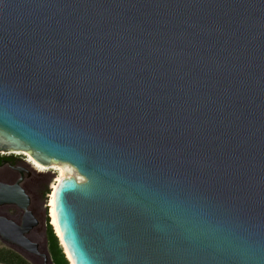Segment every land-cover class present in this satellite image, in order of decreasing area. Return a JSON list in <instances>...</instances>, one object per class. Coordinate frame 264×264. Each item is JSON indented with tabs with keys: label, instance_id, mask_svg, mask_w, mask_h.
I'll list each match as a JSON object with an SVG mask.
<instances>
[{
	"label": "water",
	"instance_id": "obj_1",
	"mask_svg": "<svg viewBox=\"0 0 264 264\" xmlns=\"http://www.w3.org/2000/svg\"><path fill=\"white\" fill-rule=\"evenodd\" d=\"M13 152L72 170L70 264H264V0H0ZM18 172L0 242L53 264Z\"/></svg>",
	"mask_w": 264,
	"mask_h": 264
},
{
	"label": "flooded vegetation",
	"instance_id": "obj_2",
	"mask_svg": "<svg viewBox=\"0 0 264 264\" xmlns=\"http://www.w3.org/2000/svg\"><path fill=\"white\" fill-rule=\"evenodd\" d=\"M25 155H27V154H25ZM27 156H29V155H27ZM25 162L30 164L32 166V168L36 172H38V174L42 173V175H39L40 177L43 176V173H46V172L38 171L37 168H35V166L32 163H30L29 160H27V159L17 158L11 154H0V184L14 185L21 177L20 173L18 172V169H21L19 167V165L22 163H25ZM21 170L24 171L23 169H21ZM23 176L24 177H23V181L21 183V186L26 191V193L29 195V197L31 199L30 211L32 213L33 218L36 221V227H35V229H33L30 232L29 237L31 240H33V236L35 234H39L43 238V242L47 244V222L45 223V226H44V220H43L45 212L43 211L42 206L39 205L37 207V205L35 203L36 198L33 194H31V192L29 190V186H31V184H30L31 183V179H30L31 174L27 173V175H26V172L24 171ZM42 188L43 187L41 186V189ZM41 201L42 200L40 199V202ZM48 210H50L49 206H48ZM0 217H4L7 220H10V221L14 222L16 225L20 226L22 218H23V212L14 206L0 207ZM0 244L2 245L1 242H0ZM3 248L10 250L3 245H2V247H0V250Z\"/></svg>",
	"mask_w": 264,
	"mask_h": 264
},
{
	"label": "rangeland",
	"instance_id": "obj_3",
	"mask_svg": "<svg viewBox=\"0 0 264 264\" xmlns=\"http://www.w3.org/2000/svg\"><path fill=\"white\" fill-rule=\"evenodd\" d=\"M14 156L17 158L27 159L25 156H22V155H18V156L14 155ZM19 167L26 172V175H27V173L31 174V178H30L31 179V183H30L31 186H29V190H30L31 194H33L36 198L35 203H36L37 207L39 205L42 206V209L44 212H45V207H47V209H46L47 210V212H46L47 217L45 218V215H44V219H43L44 220V226H45V223L49 220L48 225H50L52 227L53 233L55 234V236L59 242V245L62 248L61 242H60L59 238L57 237V234H56V232L52 226L51 218L49 217L50 216L49 215L50 210H48L49 197L51 195V187H52V184L56 180L55 172L53 170H50L49 172L43 173V176L40 177L38 172H36L32 168V166L30 164H28L27 162L20 164ZM50 167H52V166H50ZM41 186L43 187L42 189H41ZM40 199L42 200L41 202H40ZM33 240L35 242L39 243L42 248L45 247L44 246L45 243L43 242V238L39 234H35L33 236ZM0 247H2L1 244H0ZM62 250H63V248H62ZM13 252H15V251H13ZM63 253H64V250H63ZM16 254L19 255L21 258H23L28 264H43L42 260L35 259V258L33 260H31L30 258H25L24 256H22L18 253H16ZM65 258H66V256H65ZM69 264H70V262H69Z\"/></svg>",
	"mask_w": 264,
	"mask_h": 264
},
{
	"label": "trees",
	"instance_id": "obj_4",
	"mask_svg": "<svg viewBox=\"0 0 264 264\" xmlns=\"http://www.w3.org/2000/svg\"><path fill=\"white\" fill-rule=\"evenodd\" d=\"M47 221V248L52 259L53 264H69L65 258L63 250L53 233L52 227L48 225ZM0 264H28L23 258L15 252L7 249L0 250Z\"/></svg>",
	"mask_w": 264,
	"mask_h": 264
},
{
	"label": "bare ground",
	"instance_id": "obj_5",
	"mask_svg": "<svg viewBox=\"0 0 264 264\" xmlns=\"http://www.w3.org/2000/svg\"><path fill=\"white\" fill-rule=\"evenodd\" d=\"M1 154H4V153H1ZM8 154H11V155H22V156H25L27 157V160H29L30 163H32L35 168H37L38 171L40 172H49L50 170H53L56 174V180L55 182L52 184V187H51V195L49 197V209H50V218H51V223H52V226L57 234V237L59 239H61V236H60V232H59V229H58V226H57V222H56V218H55V212H54V195H55V191L57 189V186L58 184L68 178V177H73V173H72V170L68 169V168H65L59 164H53L52 167H44L38 163H36L34 160H32L30 158V156H27L25 155V153H22V152H13V153H8ZM74 178V177H73ZM65 256H66V259L70 260V257L66 251L65 253Z\"/></svg>",
	"mask_w": 264,
	"mask_h": 264
}]
</instances>
